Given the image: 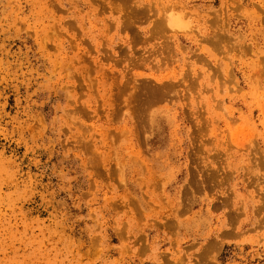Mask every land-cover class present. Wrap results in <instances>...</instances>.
<instances>
[{
  "label": "rangeland",
  "instance_id": "rangeland-1",
  "mask_svg": "<svg viewBox=\"0 0 264 264\" xmlns=\"http://www.w3.org/2000/svg\"><path fill=\"white\" fill-rule=\"evenodd\" d=\"M0 264H264V0H0Z\"/></svg>",
  "mask_w": 264,
  "mask_h": 264
},
{
  "label": "bare ground",
  "instance_id": "bare-ground-1",
  "mask_svg": "<svg viewBox=\"0 0 264 264\" xmlns=\"http://www.w3.org/2000/svg\"><path fill=\"white\" fill-rule=\"evenodd\" d=\"M173 19H175V18H173Z\"/></svg>",
  "mask_w": 264,
  "mask_h": 264
}]
</instances>
